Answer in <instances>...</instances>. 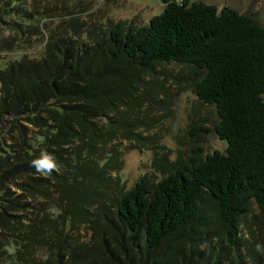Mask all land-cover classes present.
Returning a JSON list of instances; mask_svg holds the SVG:
<instances>
[{
    "label": "trees",
    "instance_id": "trees-1",
    "mask_svg": "<svg viewBox=\"0 0 264 264\" xmlns=\"http://www.w3.org/2000/svg\"><path fill=\"white\" fill-rule=\"evenodd\" d=\"M27 1L0 0V52L32 38L44 45L39 58L0 65V189L27 176L59 195L63 216L60 248L28 264H264L260 22L230 7L163 0L146 25L63 22L56 30ZM169 64L191 68L193 92L216 108L214 132L227 148L204 155L196 145L177 161L160 153L164 178L127 190L113 175L122 166L117 143L148 139L140 114L156 101L149 89L158 68ZM200 131L210 132L195 125L190 134ZM42 152L57 165L46 176L33 165Z\"/></svg>",
    "mask_w": 264,
    "mask_h": 264
},
{
    "label": "rangeland",
    "instance_id": "rangeland-1",
    "mask_svg": "<svg viewBox=\"0 0 264 264\" xmlns=\"http://www.w3.org/2000/svg\"><path fill=\"white\" fill-rule=\"evenodd\" d=\"M183 1V0H179ZM219 9L230 7L243 14L253 15L264 27V0H190ZM31 8L37 7L46 12L41 25L58 30L63 22L77 28L88 27L93 30L102 26L126 22L127 24L146 25L154 16L163 13V0H28ZM70 26L67 25L68 29ZM13 33L4 31V36ZM31 43L15 46L9 52H0V65L20 60L24 56L39 58L44 45L32 38ZM158 80L150 86L156 101L142 108L140 116L150 129L139 130L146 140L118 141L122 153V166L113 175L121 180L127 190L132 189L143 177L153 181L164 178L155 166L157 158L168 155L170 161L186 158L196 145L204 149V155L216 151L225 152L227 143L214 132L220 118L214 106L202 103L193 92L191 68L176 64L158 68ZM202 125L210 132H198L191 135V128ZM199 136L204 142H198ZM162 153V154H160ZM4 170V169H3ZM0 170V176L4 173ZM46 176L45 172H42ZM7 178L0 189V264H28L34 257L45 259L53 249L60 248L63 242V216L58 194L45 186L41 192L37 183L29 177ZM12 176V177H13ZM45 178V177H44ZM0 180L2 178L0 177ZM29 184L28 186H25ZM251 219L260 220L258 205L252 204ZM80 232L84 240L90 235L86 227ZM244 233H248L245 229ZM63 245V244H62Z\"/></svg>",
    "mask_w": 264,
    "mask_h": 264
},
{
    "label": "clouds",
    "instance_id": "clouds-1",
    "mask_svg": "<svg viewBox=\"0 0 264 264\" xmlns=\"http://www.w3.org/2000/svg\"><path fill=\"white\" fill-rule=\"evenodd\" d=\"M33 165L36 167L38 172H51L53 169L57 168V165L54 161V157L49 155L47 152H42L39 159L33 161Z\"/></svg>",
    "mask_w": 264,
    "mask_h": 264
}]
</instances>
